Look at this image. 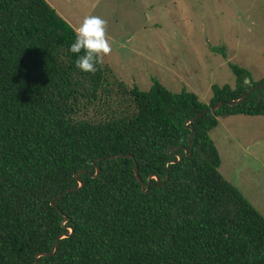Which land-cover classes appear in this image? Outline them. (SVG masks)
I'll return each instance as SVG.
<instances>
[{
	"label": "trees",
	"instance_id": "trees-1",
	"mask_svg": "<svg viewBox=\"0 0 264 264\" xmlns=\"http://www.w3.org/2000/svg\"><path fill=\"white\" fill-rule=\"evenodd\" d=\"M74 38L45 0H0V264H264V217L209 136L264 117V78L229 63L208 104L143 92L80 72Z\"/></svg>",
	"mask_w": 264,
	"mask_h": 264
},
{
	"label": "rangeland",
	"instance_id": "rangeland-1",
	"mask_svg": "<svg viewBox=\"0 0 264 264\" xmlns=\"http://www.w3.org/2000/svg\"><path fill=\"white\" fill-rule=\"evenodd\" d=\"M76 29L85 16L106 20L103 63L143 92L156 81L208 104L211 87L235 86L229 63L264 78V0H45ZM224 47L226 59L214 49ZM219 172L264 217V117L218 118L209 134Z\"/></svg>",
	"mask_w": 264,
	"mask_h": 264
},
{
	"label": "clouds",
	"instance_id": "clouds-1",
	"mask_svg": "<svg viewBox=\"0 0 264 264\" xmlns=\"http://www.w3.org/2000/svg\"><path fill=\"white\" fill-rule=\"evenodd\" d=\"M106 25V20L101 17L89 15L75 29L69 51L76 57L75 65L80 72L95 73L103 62V56L111 51Z\"/></svg>",
	"mask_w": 264,
	"mask_h": 264
},
{
	"label": "water",
	"instance_id": "water-1",
	"mask_svg": "<svg viewBox=\"0 0 264 264\" xmlns=\"http://www.w3.org/2000/svg\"><path fill=\"white\" fill-rule=\"evenodd\" d=\"M258 88V87H257ZM247 97V95H244L241 99L237 100V101H233V102H230L228 103L229 106H234L236 105L237 103H239L240 101H242L243 99H245ZM223 105V103H219L218 105H215L213 107H210L208 109H206L205 111L199 113L197 116H196V119H200L202 118L204 115L208 114L209 112H215L217 111L221 106ZM191 135H190V138L193 136V129H191ZM187 150H185L186 152ZM114 157H111V159H113ZM178 160H180V157L178 158ZM134 172H135V175L137 177V179L139 180V177H138V170H137V167L134 168ZM81 186V184H80ZM143 188V186H142Z\"/></svg>",
	"mask_w": 264,
	"mask_h": 264
}]
</instances>
